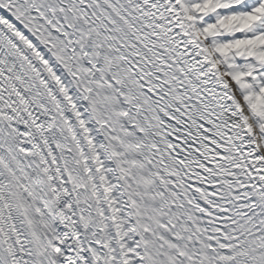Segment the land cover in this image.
Returning a JSON list of instances; mask_svg holds the SVG:
<instances>
[{
  "label": "snow or ice",
  "instance_id": "obj_1",
  "mask_svg": "<svg viewBox=\"0 0 264 264\" xmlns=\"http://www.w3.org/2000/svg\"><path fill=\"white\" fill-rule=\"evenodd\" d=\"M0 264H264V0H0Z\"/></svg>",
  "mask_w": 264,
  "mask_h": 264
}]
</instances>
